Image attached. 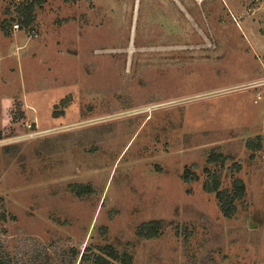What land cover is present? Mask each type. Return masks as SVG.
<instances>
[{"label": "rangeland", "instance_id": "obj_1", "mask_svg": "<svg viewBox=\"0 0 264 264\" xmlns=\"http://www.w3.org/2000/svg\"><path fill=\"white\" fill-rule=\"evenodd\" d=\"M30 1L0 0L6 262L264 264V0Z\"/></svg>", "mask_w": 264, "mask_h": 264}, {"label": "trees", "instance_id": "obj_2", "mask_svg": "<svg viewBox=\"0 0 264 264\" xmlns=\"http://www.w3.org/2000/svg\"><path fill=\"white\" fill-rule=\"evenodd\" d=\"M35 2L41 3L42 0H31L23 8L20 6L18 7V11L21 14H23V18L21 19V22H22L21 24H28L32 20L33 18L32 9H33ZM219 155L221 154L211 153V155L209 156V160H212L218 157ZM223 158L224 156H222V159ZM234 164L236 168L239 169L240 165L238 163H234ZM185 173H186L184 175L185 179H189L188 177L189 171L187 168L185 170ZM203 188L206 191L215 192V195L217 197L218 204H219L222 214L225 217H231L236 212V209H237L236 204H235L236 198L241 197L244 194L245 184L243 180L236 177L232 181L231 189H227V188L221 189L219 188L218 173L216 171L209 170L207 173V178L205 179L203 183ZM156 223L157 221H154V220L142 222L138 230L139 235L146 236V237L156 236L157 235ZM104 252H105L104 255L101 253H96L93 256L90 264H113L110 260L111 258L119 259V256L110 247L109 248L105 247ZM4 256H5L4 253L0 251V264H8L6 260L4 259ZM7 256L8 255H6V257ZM83 257H86V256L84 255ZM43 258L45 259V261L44 259H42V264H49L48 255H46ZM121 260L125 264L127 263L125 256Z\"/></svg>", "mask_w": 264, "mask_h": 264}, {"label": "built area", "instance_id": "obj_3", "mask_svg": "<svg viewBox=\"0 0 264 264\" xmlns=\"http://www.w3.org/2000/svg\"><path fill=\"white\" fill-rule=\"evenodd\" d=\"M13 29H18L20 27L19 21H15L12 23ZM30 32H34V29H30Z\"/></svg>", "mask_w": 264, "mask_h": 264}]
</instances>
